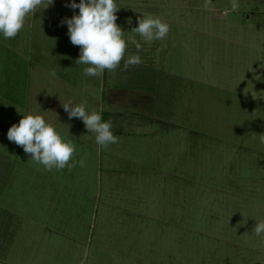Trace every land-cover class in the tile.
<instances>
[{"label":"rangeland","instance_id":"obj_1","mask_svg":"<svg viewBox=\"0 0 264 264\" xmlns=\"http://www.w3.org/2000/svg\"><path fill=\"white\" fill-rule=\"evenodd\" d=\"M71 2L0 34V264H264V0H115L142 63L100 77L75 63ZM148 15L165 39L131 32ZM68 101L102 109L119 142L98 151ZM29 113L72 141L74 168L8 140Z\"/></svg>","mask_w":264,"mask_h":264},{"label":"clouds","instance_id":"obj_2","mask_svg":"<svg viewBox=\"0 0 264 264\" xmlns=\"http://www.w3.org/2000/svg\"><path fill=\"white\" fill-rule=\"evenodd\" d=\"M54 0H0V34L5 39L15 38L24 28L27 19L35 13L53 5ZM211 0H207L204 7L207 9ZM72 9H79V14H74L70 19L66 18L61 24H67L70 42L80 47L77 65H88L83 68V75L87 77H100L105 70L114 72L124 61L123 69L138 66L142 63L140 55L126 56L129 44L135 45L137 52L142 49L135 36L125 37L124 31L116 23V13L120 6L115 0H75L69 5ZM239 8L237 0H232L231 10ZM131 23V21H129ZM170 26L159 18L151 15L138 19V27L132 28L131 32L138 34L145 42L165 39ZM56 76V70L49 73ZM86 101L73 106L71 101L61 104L69 119H81L85 129L95 135L98 151L107 149L110 144L119 142V137L114 135L111 120H103L100 111H86ZM19 112V110H17ZM20 113V112H19ZM10 142L21 146L25 154H30L29 161L42 165L45 170H69L76 166L74 154L76 151L72 141L62 137L57 129L47 123L42 115L31 113L23 115L18 124H13L8 132ZM264 143V134L260 135ZM71 161V162H70ZM82 165V161H80ZM253 231L256 236L264 234V221L256 223Z\"/></svg>","mask_w":264,"mask_h":264}]
</instances>
